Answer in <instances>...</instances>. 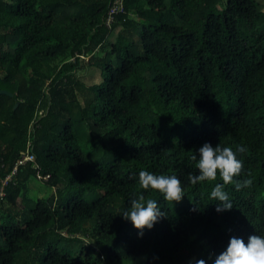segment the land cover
<instances>
[{"label": "trees", "instance_id": "obj_1", "mask_svg": "<svg viewBox=\"0 0 264 264\" xmlns=\"http://www.w3.org/2000/svg\"><path fill=\"white\" fill-rule=\"evenodd\" d=\"M0 87V264H212L264 233V0H0ZM206 141L246 146L227 211L219 174L188 181ZM141 170L180 177L183 199ZM139 193L166 212L142 236L121 214Z\"/></svg>", "mask_w": 264, "mask_h": 264}, {"label": "clouds", "instance_id": "obj_2", "mask_svg": "<svg viewBox=\"0 0 264 264\" xmlns=\"http://www.w3.org/2000/svg\"><path fill=\"white\" fill-rule=\"evenodd\" d=\"M197 155L191 157L197 161V173L190 174L188 181L192 184L205 180H215L219 174L222 183H217L210 192V197L216 201L217 212L230 210L233 202L230 199L225 185L230 183L234 177L240 175L243 161L238 154L246 151L245 145L233 147L218 143L213 145L206 141L198 148ZM139 183L144 189H156L163 198L168 201H179L184 197V189L180 177L175 174H156L148 170H141L138 174ZM251 181L244 179L236 184L239 189L249 185ZM125 219L130 220L133 225L140 229L138 235H143L145 227L152 228L155 223L166 215L160 207V202L155 199H145L143 193L133 195L129 200V206L122 210ZM195 264H208L205 259L195 261ZM212 264H264V233L250 234L247 242L243 236H232L226 248L215 256Z\"/></svg>", "mask_w": 264, "mask_h": 264}, {"label": "rangeland", "instance_id": "obj_3", "mask_svg": "<svg viewBox=\"0 0 264 264\" xmlns=\"http://www.w3.org/2000/svg\"><path fill=\"white\" fill-rule=\"evenodd\" d=\"M85 80L89 82H99L101 81V77L99 76V73L96 70L91 71V69H86ZM52 191L53 188L48 186L44 180L32 179L30 182V190H29L30 195L43 197L50 195Z\"/></svg>", "mask_w": 264, "mask_h": 264}, {"label": "built area", "instance_id": "obj_4", "mask_svg": "<svg viewBox=\"0 0 264 264\" xmlns=\"http://www.w3.org/2000/svg\"><path fill=\"white\" fill-rule=\"evenodd\" d=\"M119 2H120V1H119ZM120 9H121L120 4H119V5H115V6L111 9V11H110V17H109V19H108V24H109V25H110V23L113 21V13L116 12L117 10H120ZM34 159H35V156H34L32 153H29V152H28L26 155L22 156V157L18 160L17 164L15 165V167H14L12 173L9 174V175L6 177V179L4 180V183H7V181H8L9 179H11V178L13 177L14 174L17 173L19 166L26 164L28 161H33ZM2 194H4V192H2Z\"/></svg>", "mask_w": 264, "mask_h": 264}, {"label": "water", "instance_id": "obj_5", "mask_svg": "<svg viewBox=\"0 0 264 264\" xmlns=\"http://www.w3.org/2000/svg\"><path fill=\"white\" fill-rule=\"evenodd\" d=\"M0 92L1 93H6V94H9V95H11V96H13L14 95V93L13 92H11V91H8V90H6V89H2L1 87H0ZM18 105V104H17Z\"/></svg>", "mask_w": 264, "mask_h": 264}]
</instances>
